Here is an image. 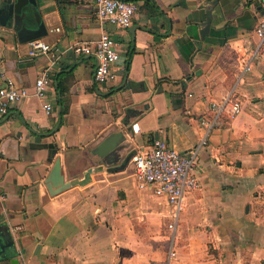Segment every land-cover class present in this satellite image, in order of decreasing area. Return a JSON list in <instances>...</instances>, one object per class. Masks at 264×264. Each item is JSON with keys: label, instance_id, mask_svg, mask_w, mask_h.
<instances>
[{"label": "crops", "instance_id": "0c3cea01", "mask_svg": "<svg viewBox=\"0 0 264 264\" xmlns=\"http://www.w3.org/2000/svg\"><path fill=\"white\" fill-rule=\"evenodd\" d=\"M130 1L140 9L127 28L102 23L95 0L26 6L24 25L47 30L36 55L0 22V73L29 91L0 119V264H264V0ZM104 29L121 57L101 87L96 58L73 48ZM43 72L51 114L34 94ZM229 93L241 112L229 104L210 127ZM206 134L200 186L174 221L166 198L137 187L131 157L155 140L186 151ZM60 155L65 182L91 170L89 181L55 193Z\"/></svg>", "mask_w": 264, "mask_h": 264}, {"label": "built area", "instance_id": "2783aa9c", "mask_svg": "<svg viewBox=\"0 0 264 264\" xmlns=\"http://www.w3.org/2000/svg\"><path fill=\"white\" fill-rule=\"evenodd\" d=\"M96 12L104 24L127 28L131 25L140 6L130 0H95ZM264 5V4H263ZM255 34L260 44H264V15L258 20ZM30 53L36 55L46 53L49 44L44 41L32 40ZM77 53L93 55L97 60L94 72V82L103 87L115 79V64L120 60L119 40L108 30H102L100 37L92 42L74 46ZM249 68V64L244 70ZM3 84L0 86V119L8 115L14 104L29 96L27 88L18 87L12 79L0 73ZM243 74L239 76L241 80ZM238 80V81H239ZM53 79L47 72H43L35 81L34 94L42 101L47 114L54 111L53 104L46 99L47 92L53 84ZM231 104L233 115L241 112L242 104L239 100L232 99L229 93L220 102L212 103L214 111L210 127L217 124L218 119L227 105ZM134 132L139 131L137 123L132 125ZM207 134L193 147L186 151H178L165 141L155 140L148 147L139 149L131 158L130 173L136 185L141 190H151L156 196L166 198L170 213L174 221L183 209L184 201L192 191L198 190L199 184V154L206 144ZM19 227L12 228V230ZM173 255V252H171ZM23 264H27L23 260Z\"/></svg>", "mask_w": 264, "mask_h": 264}, {"label": "water", "instance_id": "95a60500", "mask_svg": "<svg viewBox=\"0 0 264 264\" xmlns=\"http://www.w3.org/2000/svg\"><path fill=\"white\" fill-rule=\"evenodd\" d=\"M37 0H4L3 2V9L0 12V22L3 25L11 24L13 23L16 30H18L19 36L23 38L25 41H31L40 38L41 36H44L47 33L46 27L44 24H40L38 30L27 28L24 20L25 14L23 13V10L26 6L36 5ZM33 13V11H32ZM35 14V13H34ZM32 16H36V15ZM122 134L117 133L112 138V147L115 146V144L122 138ZM114 138L116 140H114ZM105 144V143H104ZM135 154V153H134ZM133 154V155H134ZM132 155V157H133ZM131 157V158H132ZM64 165H63V157L60 155L55 164L52 168L51 174H50V182L55 184L58 189L55 190V193L62 190V188L67 187L68 184L70 185H84L89 181L91 170H88L85 174V177L81 180H72L71 182H65L64 180ZM54 192H52L53 194Z\"/></svg>", "mask_w": 264, "mask_h": 264}]
</instances>
